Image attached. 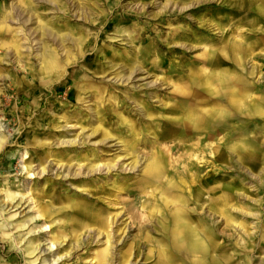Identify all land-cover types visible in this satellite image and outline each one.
Returning <instances> with one entry per match:
<instances>
[{"label": "rangeland", "instance_id": "rangeland-1", "mask_svg": "<svg viewBox=\"0 0 264 264\" xmlns=\"http://www.w3.org/2000/svg\"><path fill=\"white\" fill-rule=\"evenodd\" d=\"M11 7L0 264H264V0ZM176 212L207 246L174 237Z\"/></svg>", "mask_w": 264, "mask_h": 264}, {"label": "bare ground", "instance_id": "bare-ground-1", "mask_svg": "<svg viewBox=\"0 0 264 264\" xmlns=\"http://www.w3.org/2000/svg\"><path fill=\"white\" fill-rule=\"evenodd\" d=\"M45 1V0H44ZM49 1V0H48ZM22 0H19V3L21 4ZM13 6V5H12ZM18 8V7H17ZM15 7H11V9L6 13V15H4L1 19H0V32L2 30H4V24H6L8 21H14L13 19V15L16 14V11L14 10ZM20 9V8H18ZM23 11V10H22ZM2 14V13H1ZM21 14V12H20ZM28 21V20H27ZM26 21V22H27ZM23 26V25H22ZM38 29L35 31H39L40 34V38H47L48 40H50L53 44H55L56 47H61L63 42H64V35L58 34L57 32H52L50 29L47 28V26H45L44 24H38ZM41 49V48H40ZM15 59L18 60V62H21V58L18 54V51L15 50ZM37 57L39 58V60H41V63L45 64L44 67L40 70L41 74H46L47 72H49L50 76L56 75L57 74V70L59 68V65L57 63L56 59H52L47 57L44 54H37ZM55 58V57H54ZM56 72V73H53ZM222 82V81H221ZM220 85V84H219ZM239 107V106H238ZM241 107V106H240ZM215 110V109H214ZM213 114V112L211 113ZM215 114V113H214ZM183 115V114H182ZM3 143V139L0 135V147ZM232 150V149H231ZM25 159V158H24ZM135 169V167H133V170ZM147 173L149 174L151 179L157 178L160 174V166H159V161L156 160H152L151 163H149L148 167L146 168ZM43 172V171H42ZM29 175H31L29 172H27ZM196 175V174H195ZM37 216H39L37 214ZM187 221H185V219H182L179 215L178 212H176L175 214V218H174V228H173V233H174V237L175 238H182V240H185L189 243L192 244L191 247H197L198 243L200 242H205L204 243V247L205 245L207 246V241L206 238L204 239L198 232L197 229L195 227H188L187 226ZM101 222H99L100 224ZM190 224V223H189ZM172 226V225H171ZM48 228L46 225L44 226V229ZM208 240V239H207ZM53 246V244L51 243V247ZM35 251V249H32ZM33 252V251H32ZM111 253V252H110ZM106 258V256L104 257V259ZM213 259L214 264H216L218 262V260ZM105 261V260H104ZM45 263V260L43 261ZM47 262V261H46ZM111 262V261H110ZM48 263V262H47Z\"/></svg>", "mask_w": 264, "mask_h": 264}]
</instances>
